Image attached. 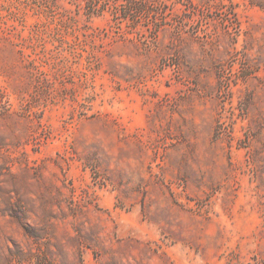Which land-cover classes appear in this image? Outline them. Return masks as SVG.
Instances as JSON below:
<instances>
[{"label": "rangeland", "instance_id": "rangeland-1", "mask_svg": "<svg viewBox=\"0 0 264 264\" xmlns=\"http://www.w3.org/2000/svg\"><path fill=\"white\" fill-rule=\"evenodd\" d=\"M0 264H264V0H0Z\"/></svg>", "mask_w": 264, "mask_h": 264}]
</instances>
